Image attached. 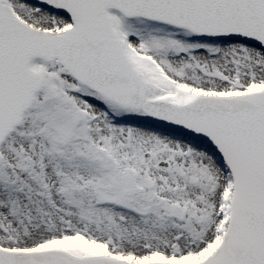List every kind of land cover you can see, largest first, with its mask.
Here are the masks:
<instances>
[{
  "label": "snow or ice",
  "instance_id": "6c2138e0",
  "mask_svg": "<svg viewBox=\"0 0 264 264\" xmlns=\"http://www.w3.org/2000/svg\"><path fill=\"white\" fill-rule=\"evenodd\" d=\"M0 264H264V0H0Z\"/></svg>",
  "mask_w": 264,
  "mask_h": 264
}]
</instances>
